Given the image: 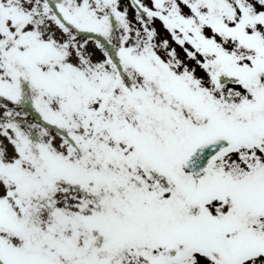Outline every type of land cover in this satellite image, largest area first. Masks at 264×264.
<instances>
[{
    "label": "snow or ice",
    "instance_id": "1",
    "mask_svg": "<svg viewBox=\"0 0 264 264\" xmlns=\"http://www.w3.org/2000/svg\"><path fill=\"white\" fill-rule=\"evenodd\" d=\"M0 264H264V0H0Z\"/></svg>",
    "mask_w": 264,
    "mask_h": 264
}]
</instances>
